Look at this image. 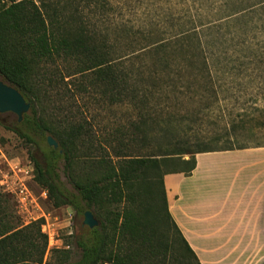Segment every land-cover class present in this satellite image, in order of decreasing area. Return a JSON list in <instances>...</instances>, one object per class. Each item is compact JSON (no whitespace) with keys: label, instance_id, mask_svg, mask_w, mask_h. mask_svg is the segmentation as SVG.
<instances>
[{"label":"trees","instance_id":"obj_1","mask_svg":"<svg viewBox=\"0 0 264 264\" xmlns=\"http://www.w3.org/2000/svg\"><path fill=\"white\" fill-rule=\"evenodd\" d=\"M111 6V0H0V77L31 104V115L13 131L24 140L47 133L57 140L60 150L43 152V161L31 156L37 182L54 207L70 206L75 220L90 211L100 223L93 229L79 224L74 251L60 252L56 264H201L170 214L165 176L190 175L200 153L264 144L235 146L238 139L228 133L152 150L161 113L186 93L178 81L198 80L196 72L208 70L209 63L198 34L194 53L183 43L171 47L158 35L133 40L128 31L104 28L98 15ZM134 44L143 47L136 50ZM42 66L51 69L38 70ZM189 95L195 98L192 91ZM51 98L71 102L59 128L42 116L43 103ZM87 104L103 113L129 110V128L118 124L97 136L85 116ZM131 144L136 152L122 150ZM80 147L89 153L85 163L97 178L80 180ZM61 160L71 188L61 181ZM106 203L114 210L102 212ZM48 244L42 223L22 224L9 195L0 193V264H42Z\"/></svg>","mask_w":264,"mask_h":264},{"label":"rangeland","instance_id":"obj_2","mask_svg":"<svg viewBox=\"0 0 264 264\" xmlns=\"http://www.w3.org/2000/svg\"><path fill=\"white\" fill-rule=\"evenodd\" d=\"M111 1L112 6L98 15L104 28L128 31L133 40L135 35H158L171 47L183 43L194 53H198V34L203 55L209 63L208 70L196 72L201 75L198 80L178 81V89L186 93L166 105L161 113V126L153 133L152 150L158 151L161 145L166 149L169 142H196L197 139L207 142L228 133L238 139L235 146L264 144V0ZM135 47L139 50L143 46ZM50 69V66H42L38 70ZM191 91L195 94L193 100L185 96ZM70 103L59 104L54 98L46 99L42 109L45 122L59 128ZM87 106L85 116L95 125L97 136L105 137L118 124L129 128L132 119L129 110L109 109L103 113L93 104ZM84 109L87 110L86 103ZM27 115H31V110ZM17 121L14 113H0V193L9 195L12 209L24 224L17 197L11 190L25 182L40 207L32 211L34 216L45 213L63 244L61 249L52 250L42 263L56 264L60 252L74 251L75 228L84 224L85 218L75 220L74 210L68 205L54 207L48 191L37 182L35 172H30V166H34L31 156L43 161V152L53 148L48 143V137L52 136L49 133L31 135L32 141L24 140L13 131ZM80 148V180L97 178L85 163L89 153L84 147ZM122 150L130 154L138 149L131 144ZM59 173L62 183L71 188L64 173V160L60 161ZM113 210L114 207L106 203L102 212ZM36 222L45 223L44 219Z\"/></svg>","mask_w":264,"mask_h":264},{"label":"crops","instance_id":"obj_3","mask_svg":"<svg viewBox=\"0 0 264 264\" xmlns=\"http://www.w3.org/2000/svg\"><path fill=\"white\" fill-rule=\"evenodd\" d=\"M164 178L170 214L201 264H264V146L200 153Z\"/></svg>","mask_w":264,"mask_h":264},{"label":"built area","instance_id":"obj_4","mask_svg":"<svg viewBox=\"0 0 264 264\" xmlns=\"http://www.w3.org/2000/svg\"><path fill=\"white\" fill-rule=\"evenodd\" d=\"M30 169V172L33 173L34 167L30 166ZM11 191H13L17 197V201L19 203V214L24 219L25 225L44 219L45 223L42 224V231L48 236L49 240L45 259L52 250L61 249L63 244L59 239L58 234L51 228L49 217L43 212L34 216L32 211L35 209L40 210V207L25 182H20L19 187L16 190Z\"/></svg>","mask_w":264,"mask_h":264},{"label":"water","instance_id":"obj_5","mask_svg":"<svg viewBox=\"0 0 264 264\" xmlns=\"http://www.w3.org/2000/svg\"><path fill=\"white\" fill-rule=\"evenodd\" d=\"M31 110V104L26 101L23 95L13 86L0 79V113L11 112L17 115L18 123H22L25 116ZM48 143L55 150H58V143L52 137H48ZM84 225L93 229L100 225L92 212L85 214Z\"/></svg>","mask_w":264,"mask_h":264}]
</instances>
